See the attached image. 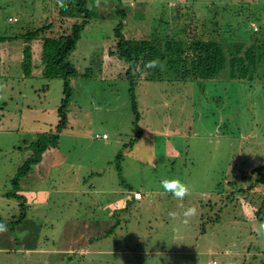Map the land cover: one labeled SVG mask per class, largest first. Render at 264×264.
<instances>
[{"label":"rangeland","instance_id":"obj_1","mask_svg":"<svg viewBox=\"0 0 264 264\" xmlns=\"http://www.w3.org/2000/svg\"><path fill=\"white\" fill-rule=\"evenodd\" d=\"M192 1L171 0L168 4L177 8L186 5L190 12ZM198 1L196 5L201 7L212 2ZM96 2L93 18L71 56L82 75L68 80L72 92L68 107L71 129L59 134L58 144L44 153L36 174L24 177L17 192L11 190L10 181L29 157L23 140L55 131L65 83L60 77L27 76L16 80L17 72H22V67H17L22 41H5L2 37L40 27L49 14L45 4L56 17V33L70 32L81 18L61 16L56 0H0V76L4 77L0 78V224L6 225V231H0V264L264 263V235L259 234V226L264 223L257 213L264 208L263 186L248 196L238 193L235 207L231 204L223 209L224 203L219 202L211 212L223 210L215 228L201 218L208 217L204 208L207 197L217 200L215 187L234 191L250 184L254 182L252 169L264 165V69L250 81L232 80L227 65L209 84L140 82L136 88L143 114L140 133L134 126L130 82L125 75L128 64L118 56H110L109 51L119 23L125 26L131 19L132 24L123 28L126 36L149 34L152 28L136 27L133 21L153 17L163 8L149 0ZM250 2L241 16L234 15L231 25L225 23L223 31L226 38L239 35L248 44L258 38L264 50L263 30L247 37L242 29L248 27L253 32L254 19L264 27V0ZM123 12L127 17H122ZM12 14L20 18L18 23L7 21ZM185 20L190 23V18ZM177 22L180 27L185 23ZM211 23L207 20L205 27L200 26L212 36L216 27ZM33 47L41 50L40 43H33ZM104 134L108 138H103ZM242 173L246 177L236 179ZM164 179L180 180L189 187L190 194L183 200L174 198L161 186ZM129 187L133 191L144 188L148 196H154L144 200L148 207L125 213L128 223L124 220L123 229L113 237L89 242L86 251L79 245L81 254L69 251L71 241L78 236L90 233L94 237L107 231V211L122 191H130ZM192 206L198 213L184 223L183 212ZM170 212L177 213V218L171 219ZM135 214L139 221L144 218V226L150 216L151 222L154 217L160 218L161 232L150 236L143 225L134 226ZM84 222H89L91 228L82 235L75 234L76 225ZM204 224L206 231L202 233ZM148 238L150 243L145 241ZM158 245L171 249L159 250L155 248ZM24 246L35 250L25 251Z\"/></svg>","mask_w":264,"mask_h":264},{"label":"trees","instance_id":"obj_2","mask_svg":"<svg viewBox=\"0 0 264 264\" xmlns=\"http://www.w3.org/2000/svg\"><path fill=\"white\" fill-rule=\"evenodd\" d=\"M132 1L141 2L144 0ZM169 1L171 0H149L152 5H154V3L158 4L163 8V11L156 12V15L153 17L133 21L136 22V27L152 28L149 34L143 36H126L123 33V28H127L132 24V22H130L131 19H125V26L123 22L119 23L115 27V39L109 51L110 56H118L128 64L125 75L130 82L129 93L133 103V112L135 114L134 126H136L140 133L142 132L140 124L143 121V114L139 111L136 96V88H138L137 85L140 82L167 81L186 83L192 81L209 84L219 78L221 72L227 65L231 70L229 77L232 80L241 79L250 81L255 80L256 73H261V68L264 69L263 44H260L259 47L260 42H258V38L254 40L255 42L248 44L246 43V39L239 37V35H232L231 38H226L224 34L225 31H223L225 23L228 22L229 24H227L231 25L232 19L235 17L234 15L241 16L245 7L251 5L250 0H212L211 3L203 5L202 7L201 5H196V3L199 2L198 0H193L192 4L188 5V8L190 6L192 8L190 12L186 10V5L177 8V5L170 6L168 4ZM95 2L96 0H65V4L67 5L66 9L60 7L58 4V7L61 8L59 11L61 16L69 19L76 17L81 18V22L75 23L70 32L61 31L60 33H56L55 25L57 21H54L56 17L50 12V5L45 4V11L49 14L45 15V21L40 27L18 33L15 36L2 37V40L5 41H22V43L19 42L22 45V57L17 59V67H22V72H17V76L15 77L16 80L22 81L27 76L47 79L60 77L64 79L65 83V96L58 108L59 122L56 125L55 131L51 129L50 131L38 133L35 139L23 140L24 148L29 152V157L18 168L17 174L10 181L12 191L18 192L22 187V179L37 171L36 166L42 161L44 153L58 144L59 134L71 129L68 120V107L71 103L72 92L68 80L73 77L82 76L74 63H72L71 56L79 40L82 38L84 29L93 18L94 10L97 7V2ZM129 2H131V0H129ZM56 3H58L57 0ZM262 9L264 15V7ZM202 10H204L203 15L205 18L202 17ZM186 11L189 13L187 14ZM127 15V13L123 12L122 17H127ZM11 18H16V20ZM186 18H190V23L186 22ZM177 19L184 20L185 23L182 27L179 26ZM10 20L12 22H9ZM207 20L212 22V26L216 27V29L212 30V36L210 33L206 34L205 28L203 29ZM7 21L9 23H18L20 18L12 14L7 18ZM200 24H202L203 27L200 26ZM251 26L253 32L250 28L242 26V29L247 31V37L250 36V33H254L253 35H255L258 31L261 32L263 30L264 32V27L258 19L252 20ZM254 26H256V31L254 30ZM238 30H240V28H238ZM235 32L236 31H233V33ZM227 39H230V41H227ZM33 43H40L41 50L35 51L33 49ZM152 60H159L161 66L154 69L146 68L145 64ZM86 75L88 74L86 73ZM261 76L263 75L261 74ZM0 78L4 77L0 76ZM35 91H38V88ZM137 138H135L134 141H136ZM20 148H23V146L21 145ZM251 173L254 177V182L246 184L245 186H235L236 188L234 191L233 189L223 191L218 185L214 188V192H217L216 201L213 202L209 196L207 197L209 198V200H207L208 202L206 201L207 203L204 200H200V202L206 203L205 206H207L204 208L207 209L206 214L208 217L201 216L207 224L215 228L217 224L221 222L220 212L223 211L221 210L222 208L218 209L220 212L217 211V214H211L215 207L218 208L219 202L224 203L223 209H225L227 205L231 206V204L235 207L236 203L239 202L237 199L238 193H243L248 196L251 193L253 194V191L262 190L261 186L264 187V165L253 168ZM191 175L192 172H189V180H191ZM238 177L244 179L246 176L242 173L241 175H237L236 179H238ZM247 177L250 179L251 175ZM189 180L187 183H189ZM232 182L234 181H229L228 184ZM132 189L133 188L129 187L130 191H122L121 197L118 196V198L113 201V203L116 204H113L109 211H107L110 223L106 232L96 233L94 237H91V235L89 236L90 233L84 235V237L78 236L77 234V240H72L71 245H80L86 251L88 250L89 242L113 237L116 232H120L123 229L122 225H124V218H127V216H124L125 213L130 212V210L133 211V209H135V212H138L139 209H144V206H146L144 200L154 198L152 194L148 196L144 188H136L137 190L134 191ZM137 192L141 193V199H136L135 193ZM9 193V195H13L12 192ZM119 201H121L120 203H122V206L119 205ZM113 206H115V208H112ZM98 207L101 209L103 208L101 205H98ZM261 209V213H259V211L257 213L259 214L258 216H260V222L264 223V208ZM137 214L134 215V219H137V224L134 226L139 228L143 225L142 221L144 218L139 221ZM235 217L233 216V218ZM157 218L154 217V222H151L153 217L150 216L146 225H143V229L149 231L147 233H149L150 236H157V233L161 232V222L158 220L160 218ZM161 220L166 222L165 219ZM125 222L128 223L127 220H125ZM85 224L87 232L91 228V225L89 222H85ZM202 227L205 228L206 225L204 224ZM238 227L239 225L237 224V228ZM205 231L206 228L202 233H205ZM160 235L162 236L163 234ZM171 235L173 236L175 233L171 232ZM145 241L150 243V238ZM162 243L164 244V242ZM155 248L159 250L164 249L165 251L171 249L159 245L155 246ZM75 251L76 253L81 252L79 247L75 249ZM82 256L83 255H81V257Z\"/></svg>","mask_w":264,"mask_h":264},{"label":"clouds","instance_id":"obj_3","mask_svg":"<svg viewBox=\"0 0 264 264\" xmlns=\"http://www.w3.org/2000/svg\"><path fill=\"white\" fill-rule=\"evenodd\" d=\"M58 4L62 8H67V5L65 4V0H57ZM15 19V18H13ZM9 22H12L11 20ZM160 61L159 60H152L148 61L145 64V67L148 69H154L157 67H160ZM161 186L165 190V192L171 193L174 198L178 200H183L186 196L190 194V189L187 185L182 183L178 179H164L161 181ZM198 209L196 206H192L184 210L183 217H184V223H188V220L197 215ZM178 216L175 212H170L169 217L171 219H176ZM0 231H6V225L0 224ZM259 234L264 235V224H260L259 226Z\"/></svg>","mask_w":264,"mask_h":264},{"label":"crops","instance_id":"obj_4","mask_svg":"<svg viewBox=\"0 0 264 264\" xmlns=\"http://www.w3.org/2000/svg\"><path fill=\"white\" fill-rule=\"evenodd\" d=\"M106 138H108V137H105V139H106ZM120 202H121V201H119V203H120ZM86 229H87V228H86V224H85V222L83 223L82 226H80V225H76V231H77V232L75 231V234L78 233V234L82 235L83 232H86ZM158 233H159V232H158ZM158 233H157V234H158ZM157 234H156V235H157ZM30 243H31V242H30ZM23 248H24L25 251L30 250V252H31L32 250H33V251L35 250L34 247H32V246H24ZM77 248H78V245H77V244H76V245H72V247L69 249V251H70L71 249L75 250V249H77ZM37 249H39V248H37ZM89 251H90V250H89ZM47 252H48V251L45 250V254H46Z\"/></svg>","mask_w":264,"mask_h":264},{"label":"built area","instance_id":"obj_5","mask_svg":"<svg viewBox=\"0 0 264 264\" xmlns=\"http://www.w3.org/2000/svg\"><path fill=\"white\" fill-rule=\"evenodd\" d=\"M11 19H13V18H11ZM13 20H16V18H15V19H13ZM105 137H107V135H106V134H104V135H103V138H105ZM135 197H136L137 199H140V197H142V195H141V193H140V192H137V193H135Z\"/></svg>","mask_w":264,"mask_h":264}]
</instances>
